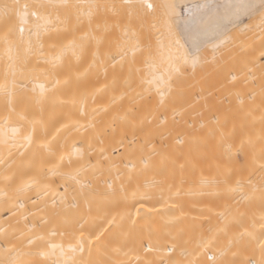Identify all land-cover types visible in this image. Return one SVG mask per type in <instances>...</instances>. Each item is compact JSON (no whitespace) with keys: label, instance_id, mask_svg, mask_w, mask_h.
Segmentation results:
<instances>
[{"label":"bare ground","instance_id":"6f19581e","mask_svg":"<svg viewBox=\"0 0 264 264\" xmlns=\"http://www.w3.org/2000/svg\"><path fill=\"white\" fill-rule=\"evenodd\" d=\"M262 5L0 0V264H264Z\"/></svg>","mask_w":264,"mask_h":264},{"label":"snow or ice","instance_id":"6c2138e0","mask_svg":"<svg viewBox=\"0 0 264 264\" xmlns=\"http://www.w3.org/2000/svg\"><path fill=\"white\" fill-rule=\"evenodd\" d=\"M24 7H25V9H27L28 5H24ZM147 7H148V8H151L152 5H151V4H148ZM237 7H238V8H243V7H245V5L240 4V5H237ZM262 7H264V5H262ZM32 16L36 17L37 23H36L35 26H36L37 29H40V28L44 27L45 25H47L48 23H50L49 20H47V19L44 18V17L39 16V15L37 14V12H35V11L32 12ZM41 20H43V24H42V23H39V21H41ZM20 32H21V33L24 32V29H23L22 27L20 28ZM168 59H169L170 61L174 59V57H173V55H172L171 52L168 53Z\"/></svg>","mask_w":264,"mask_h":264},{"label":"rangeland","instance_id":"374dc122","mask_svg":"<svg viewBox=\"0 0 264 264\" xmlns=\"http://www.w3.org/2000/svg\"><path fill=\"white\" fill-rule=\"evenodd\" d=\"M199 220H200V219H199ZM201 221H202V220H201ZM196 222L198 223V220H197ZM202 222H203V221H202ZM202 222H201V223H202ZM194 223H195V221L193 222V224H194ZM195 224H196V223H195ZM198 224H199V223H198ZM202 224H204V222H203Z\"/></svg>","mask_w":264,"mask_h":264}]
</instances>
